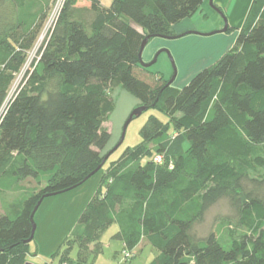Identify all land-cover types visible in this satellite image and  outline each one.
Wrapping results in <instances>:
<instances>
[{
  "label": "trees",
  "instance_id": "16d2710c",
  "mask_svg": "<svg viewBox=\"0 0 264 264\" xmlns=\"http://www.w3.org/2000/svg\"><path fill=\"white\" fill-rule=\"evenodd\" d=\"M202 1L0 0V194H19L2 203L0 264L27 262L39 200L81 185L101 163L112 142L102 125L116 86L158 106L171 131L151 115L143 142L105 161L101 185L67 240L77 243V260L65 251L60 262L82 264L89 244L116 222L125 250L142 240L159 248L148 264H264V0H252L232 47L180 88L140 65L143 38L173 35ZM55 5L36 66L8 98ZM249 169H261V178ZM27 179L35 185L19 184ZM220 199L231 210L223 223L236 228L222 232L220 222L197 236L194 226Z\"/></svg>",
  "mask_w": 264,
  "mask_h": 264
},
{
  "label": "rangeland",
  "instance_id": "374dc122",
  "mask_svg": "<svg viewBox=\"0 0 264 264\" xmlns=\"http://www.w3.org/2000/svg\"><path fill=\"white\" fill-rule=\"evenodd\" d=\"M58 2L60 6L61 0H58ZM102 3L108 5L109 0H102ZM59 6L55 5L53 8H49L50 10L48 9L47 17L43 26L32 48L27 53L26 62L21 71L15 75L14 81L9 90L8 98H11L17 92V90L23 85L25 75L32 71L36 66L39 49L48 37L53 25V19L56 17ZM209 6L213 9L212 5L209 4ZM254 14L255 13L252 14L251 18L255 19ZM79 15L83 21L88 22L90 17L88 11L81 9ZM224 15L222 14V16ZM222 16L220 18L223 22ZM225 16L224 18H226ZM245 18L240 22L239 20L235 21L237 25L229 24L228 19L226 18L228 26L232 27V31L229 33L233 35L229 37L230 46L225 49L223 53L232 47L237 35L235 33L239 30ZM186 31L208 33L215 31V29L212 28L210 21H208V16L204 15L200 8V10L194 15L183 19L173 27V35ZM214 35L216 34L204 36L192 33L176 39H166L161 37L152 38L143 50L145 55H149L147 61H151L160 49H164V51L157 55L156 61L149 67V70L151 72H158L164 80L169 81L174 75L175 67L176 76L172 86L180 88L191 78L189 76L191 73L200 70H195L200 62L204 64L202 68L206 67L223 54L222 52H217V49L209 55L204 54L205 49H209V52L213 50V44H210L208 41L200 40H207ZM194 38H197L198 40ZM202 59H206L207 62L203 63ZM108 101L109 107L106 111L102 126L112 134V142L108 148L109 151L118 143L123 125L130 112L141 104L133 95L117 86L109 91ZM160 103H162V100H160ZM151 115L157 117L161 122L165 123V125L168 124L167 129L168 131H171V124L167 122V117L161 109L158 106L149 107L146 111L129 122L123 141L110 154L107 160L108 163L117 160L126 151L136 148L143 142L140 130ZM255 150L256 149L254 148L253 151ZM170 151L171 150H168V152ZM147 158L148 157L146 156V159ZM110 164L111 163H109V165ZM262 174L263 171L261 169H249V175L251 177L261 178ZM101 179L102 172L95 173L81 185L60 194L45 197L42 200L33 216L35 232L33 240L28 245V254L26 256L28 261H31L32 264H62L60 258L66 251L68 257L72 259L73 262H76L78 256L77 243L71 242V244L68 245L67 240L77 224L79 214L85 205V197L89 194L93 195L94 192L98 190L101 185ZM21 184L24 186L35 185L31 179L22 181ZM10 196L9 200H11L12 197L17 198L19 194L15 192L14 195ZM229 214H231V210L228 200H218L205 211L201 221L196 223L194 226L195 234L197 236H205L207 233L214 230L220 222H222V232L228 230L227 233H230L229 231L236 228L234 226L235 224L233 222L230 224L223 223L226 221ZM117 233V223H110L99 235L97 243L94 242L89 244V250L91 249V251L87 254L86 259L82 264H148L160 253V250L156 245L149 241L142 240V242L131 251V256L124 259L123 250L125 249L122 241L118 238ZM96 248H98V250L96 252L93 251ZM56 251L57 254H55Z\"/></svg>",
  "mask_w": 264,
  "mask_h": 264
},
{
  "label": "crops",
  "instance_id": "0c3cea01",
  "mask_svg": "<svg viewBox=\"0 0 264 264\" xmlns=\"http://www.w3.org/2000/svg\"><path fill=\"white\" fill-rule=\"evenodd\" d=\"M251 3H252V0H203L202 4H201V12H203L204 15L208 16V21H210L212 28L217 30V29H220L223 27V22H222V19L220 18L221 17L220 14L217 11H215L214 8L212 9L209 6V4L212 5V7L214 6L215 8H217L219 10V12L222 13L223 15L225 14L226 16L225 15L224 16L228 19L229 24L237 25L235 23V21L239 20V22H240V21H242L243 18H245ZM227 19H226V21H227ZM237 27H240V26H237ZM237 32L235 34H237ZM231 35H233V34L224 32L221 34H216L212 38H209L207 40L201 39L200 41H206V42L208 41L210 44H213V50H211V52H209V49L208 50L205 49L204 50L205 52L203 51L204 54L209 55L213 51H215V49H217V52L223 53V51L230 46V38L229 37ZM194 39H197V38H194ZM210 49H212V48H210ZM148 57H149L148 54L145 55L144 52L142 53V60L143 61H147ZM206 62H207V60L204 59L203 63H206ZM203 65L204 64H202L200 62V64L196 67L195 70L201 69ZM195 73H196V71L194 73H191L189 76L191 77V75H193ZM19 184L22 185L21 182ZM15 192L16 191H7L5 193L0 194V209H1L0 214L2 213V203L9 202L10 201L9 197H11L10 195H14ZM90 195L91 194H89L85 197L84 207L86 206V204L88 203L90 198L93 196V195H91V196ZM12 199H13V197H12ZM84 207L82 208V210L84 209ZM28 262H31V261H28Z\"/></svg>",
  "mask_w": 264,
  "mask_h": 264
},
{
  "label": "water",
  "instance_id": "95a60500",
  "mask_svg": "<svg viewBox=\"0 0 264 264\" xmlns=\"http://www.w3.org/2000/svg\"><path fill=\"white\" fill-rule=\"evenodd\" d=\"M211 3H212V2H211ZM213 8H214L217 12H219V10H218L217 8H215L214 6H213ZM219 13H220V12H219ZM220 14H221V13H220ZM221 16H222V14H221ZM222 17H223V27L220 28V29H217V30H215V31L208 32V33H201V32H197V31H186V32H183V33H180V34H176V35H147V36H145V37L143 38V40H142V42H141V44H140V48H139L140 65H142L143 67H150V66L156 61V57H157V55H158L160 52L164 51V49H160V50L155 54V56L153 57V59H152L151 61H143V60H142V53H143V50H144L145 46L147 45V43H148L152 38H154V37H161V38H166V39H176V38L182 37V36L187 35V34H192V33H194V34H198V35H204V36L213 35V34H217V33H223V32L226 31V28H227V21H226V19L224 18V16H222ZM175 76H176V69H175V67H174V75H173V77H172L169 81H167L166 86L170 85V84L174 81ZM147 109H148V106H146V105H138L137 107H135V108L130 112V114L128 115V117H127V119H126V121H125V123H124V125H123V129H122V132H121L120 139H119L118 143H117V144H116L111 150H109V151L105 154V156H104V158L102 159L101 163H100V164H99V165H98L93 171H91V172H90V173L84 178V180H83L82 182L87 181L92 175H94L95 173H97V172L102 168L103 164H104L105 161L108 159V157L110 156V154H111V153H112V152L118 147V145L123 141V139H124V135H125V131H126V128H127V125L129 124V122H130L133 118L138 117L140 114H142V113H143L144 111H146ZM73 188H75V187H73ZM73 188H70V189H73ZM70 189H67V190H65V191H68V190H70ZM65 191L54 192V193H47V194L45 195V197L53 196V195H56V194H60V193L65 192ZM41 202H42V199L39 200V202L37 203V205L34 207V209H33V211H32V216H34L35 211L37 210V208L39 207V205L41 204ZM34 232H35V224H33V226H32L31 236H30L28 239L25 240L26 243L29 242V241L32 239V237L34 236ZM23 264H32V263L27 261V262H25V263H23Z\"/></svg>",
  "mask_w": 264,
  "mask_h": 264
},
{
  "label": "built area",
  "instance_id": "2783aa9c",
  "mask_svg": "<svg viewBox=\"0 0 264 264\" xmlns=\"http://www.w3.org/2000/svg\"><path fill=\"white\" fill-rule=\"evenodd\" d=\"M161 159H162L161 155H155V156L153 157V161H154L155 163H161ZM130 256H131V251L123 250V258H124V259H127V258L130 257Z\"/></svg>",
  "mask_w": 264,
  "mask_h": 264
},
{
  "label": "bare ground",
  "instance_id": "6f19581e",
  "mask_svg": "<svg viewBox=\"0 0 264 264\" xmlns=\"http://www.w3.org/2000/svg\"><path fill=\"white\" fill-rule=\"evenodd\" d=\"M227 26H228V24H227ZM223 33H224V32H223ZM172 83H173V82H172ZM172 83H171V84H172Z\"/></svg>",
  "mask_w": 264,
  "mask_h": 264
}]
</instances>
